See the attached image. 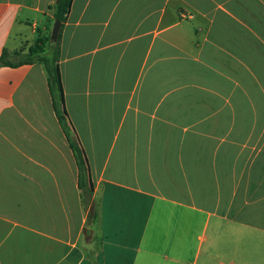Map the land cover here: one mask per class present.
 <instances>
[{
    "label": "crops",
    "instance_id": "crops-1",
    "mask_svg": "<svg viewBox=\"0 0 264 264\" xmlns=\"http://www.w3.org/2000/svg\"><path fill=\"white\" fill-rule=\"evenodd\" d=\"M55 3L0 0V264H264V0H73L92 224L45 69L19 63Z\"/></svg>",
    "mask_w": 264,
    "mask_h": 264
},
{
    "label": "trees",
    "instance_id": "trees-1",
    "mask_svg": "<svg viewBox=\"0 0 264 264\" xmlns=\"http://www.w3.org/2000/svg\"><path fill=\"white\" fill-rule=\"evenodd\" d=\"M73 0H56L54 5V19L62 23L61 31L56 42H52L50 35L39 37L35 44L29 48L20 60V64L41 63L47 74V82L52 97L53 108L57 118L65 131L73 154L79 168V187L81 189L82 201L85 210L88 211V223L92 224L97 221L99 213L96 208L92 207V197L94 187L91 181L90 167L86 153L77 137V134L69 126L68 114L65 107V94L62 82V75L59 65L61 55L62 31L67 22ZM0 64H12L6 56L0 57Z\"/></svg>",
    "mask_w": 264,
    "mask_h": 264
},
{
    "label": "water",
    "instance_id": "water-1",
    "mask_svg": "<svg viewBox=\"0 0 264 264\" xmlns=\"http://www.w3.org/2000/svg\"><path fill=\"white\" fill-rule=\"evenodd\" d=\"M61 28H62L61 21L55 20L54 24H53V27H52V30H51V36H50V39H51L52 42H56L57 41L58 35H59L60 31H61Z\"/></svg>",
    "mask_w": 264,
    "mask_h": 264
},
{
    "label": "rangeland",
    "instance_id": "rangeland-1",
    "mask_svg": "<svg viewBox=\"0 0 264 264\" xmlns=\"http://www.w3.org/2000/svg\"><path fill=\"white\" fill-rule=\"evenodd\" d=\"M54 24V23H53ZM14 60H17V57L16 58H14Z\"/></svg>",
    "mask_w": 264,
    "mask_h": 264
}]
</instances>
